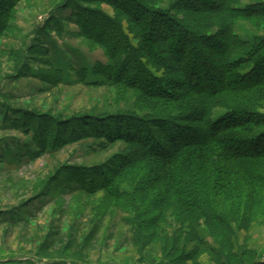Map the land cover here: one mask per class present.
Here are the masks:
<instances>
[{
  "label": "trees",
  "instance_id": "obj_1",
  "mask_svg": "<svg viewBox=\"0 0 264 264\" xmlns=\"http://www.w3.org/2000/svg\"><path fill=\"white\" fill-rule=\"evenodd\" d=\"M21 1L0 0V38ZM149 1L63 2L76 12L83 37L107 52L111 83L134 91V106L125 114L62 123L54 141L69 144L82 135L125 145L102 168L72 177L82 179L80 193H102L114 208L132 213V243L140 252L160 243L170 264H199L204 255L211 264H264L252 251L236 253L234 243L236 231L264 220V2L242 7L241 0H176L162 12ZM100 4L115 18L91 8ZM121 19L134 46L117 25ZM239 21L260 35L240 38ZM103 27L117 30L121 45L102 41V30L95 34ZM211 50L206 66L201 53ZM216 109L225 113L214 120ZM47 133L39 139L43 150L53 145ZM136 169L141 174H133ZM127 178L134 181L132 193L122 187ZM167 213L180 225L171 237L160 231ZM200 227L219 251L206 246Z\"/></svg>",
  "mask_w": 264,
  "mask_h": 264
},
{
  "label": "rangeland",
  "instance_id": "obj_2",
  "mask_svg": "<svg viewBox=\"0 0 264 264\" xmlns=\"http://www.w3.org/2000/svg\"><path fill=\"white\" fill-rule=\"evenodd\" d=\"M64 1H21L10 28L0 38V264H170L162 256L160 243L146 246L143 252L132 243L131 212L114 208L102 193H80L82 179L72 177L89 168H102L125 145L82 135L69 144L54 141L61 135L62 123L78 117L125 114L134 106V91L111 83L114 75L107 52L83 37L76 12L62 7ZM174 1L148 3L150 8L168 12ZM259 2L264 0H241L240 5ZM91 8L115 18L107 4ZM136 17L142 19L143 15L137 13ZM121 20L117 25L133 45L128 24ZM101 30L102 41L110 47L121 45L117 30L103 27L94 32ZM235 33L249 42L260 35L242 21L237 22ZM191 49L203 50L194 45ZM215 52L201 53L206 66ZM150 71L160 76V72ZM209 81L206 79L207 84ZM224 113V109L214 110L213 119ZM46 132L47 143L53 145L45 151L39 139ZM133 174L141 171L136 169ZM133 182L127 178L122 187L132 193ZM167 214L168 225L160 224V231L171 237L180 225ZM198 233L208 248L219 251L204 227ZM234 235L236 253L249 250L256 254V261H264V220ZM209 261L207 255L199 258V264H211Z\"/></svg>",
  "mask_w": 264,
  "mask_h": 264
}]
</instances>
